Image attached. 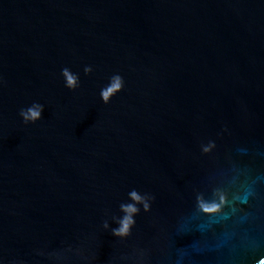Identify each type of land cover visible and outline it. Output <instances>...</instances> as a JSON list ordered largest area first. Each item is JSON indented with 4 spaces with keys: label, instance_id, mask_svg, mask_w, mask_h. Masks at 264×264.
I'll list each match as a JSON object with an SVG mask.
<instances>
[{
    "label": "water",
    "instance_id": "1",
    "mask_svg": "<svg viewBox=\"0 0 264 264\" xmlns=\"http://www.w3.org/2000/svg\"><path fill=\"white\" fill-rule=\"evenodd\" d=\"M261 261L264 0H0V264Z\"/></svg>",
    "mask_w": 264,
    "mask_h": 264
},
{
    "label": "clouds",
    "instance_id": "2",
    "mask_svg": "<svg viewBox=\"0 0 264 264\" xmlns=\"http://www.w3.org/2000/svg\"><path fill=\"white\" fill-rule=\"evenodd\" d=\"M65 75L67 77L68 85L70 87H74L76 84V79L72 75L65 72ZM122 87V82L119 77L116 78L115 82L102 93L105 100H107L111 95L115 94L118 90H120ZM42 114V107L37 106L36 108L29 109L27 112L22 113L24 115L26 120H32L35 121L39 118H41ZM133 198L136 200H139L140 197L133 193ZM129 215L125 217V219L122 221V226L120 229L117 230V235H125L129 232L131 225L134 223L132 220V214L137 211V209L134 206H127L124 209ZM204 210L209 213H214L219 211V205H205ZM261 264H264V261H261Z\"/></svg>",
    "mask_w": 264,
    "mask_h": 264
}]
</instances>
